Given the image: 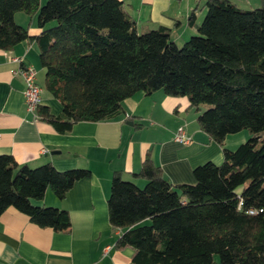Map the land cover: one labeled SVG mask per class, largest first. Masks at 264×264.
Wrapping results in <instances>:
<instances>
[{
  "label": "trees",
  "instance_id": "16d2710c",
  "mask_svg": "<svg viewBox=\"0 0 264 264\" xmlns=\"http://www.w3.org/2000/svg\"><path fill=\"white\" fill-rule=\"evenodd\" d=\"M204 8L201 23L193 8L195 35L178 47L167 28L138 31L121 0H0V50L36 45L42 89L61 104L57 116L42 105L36 113L58 134L112 120L135 93L161 90L187 98L199 129L222 148V163L194 168L193 184H170L149 154L131 175L143 187L113 173L109 222L123 230L115 247L131 248L133 264H264V0L250 10L230 0H204ZM18 12L37 16L39 34L14 22ZM243 130L252 137L227 149L226 137ZM90 175L0 155V216L13 208L66 232V210L31 201L48 188L62 200Z\"/></svg>",
  "mask_w": 264,
  "mask_h": 264
},
{
  "label": "crops",
  "instance_id": "0c3cea01",
  "mask_svg": "<svg viewBox=\"0 0 264 264\" xmlns=\"http://www.w3.org/2000/svg\"><path fill=\"white\" fill-rule=\"evenodd\" d=\"M121 1L138 31L167 28L177 46L194 33L187 24L193 8L197 23L205 9L204 0ZM13 19L30 36L39 34L36 15L30 18L18 12ZM24 67L35 69L36 79L43 72L34 43L24 41L10 51L0 50V155H10L18 165L30 168L51 163L58 171L88 169L91 175L76 182L62 200L48 188L42 201H31L35 206L66 210L70 218L66 232L41 228L13 208L2 213L0 264H133L131 248L115 247L123 230L109 222L113 173L120 171L124 180L141 186L144 182L131 175L149 154L170 184H193V169L206 162L221 164L222 148L199 129L187 98L167 96L161 90L135 93L122 102L124 112L112 120L78 122L70 132L58 134L26 110L19 72ZM41 105L54 116L61 113L59 101L45 90ZM180 127L190 143L174 140ZM227 139L224 145L232 149Z\"/></svg>",
  "mask_w": 264,
  "mask_h": 264
},
{
  "label": "built area",
  "instance_id": "2783aa9c",
  "mask_svg": "<svg viewBox=\"0 0 264 264\" xmlns=\"http://www.w3.org/2000/svg\"><path fill=\"white\" fill-rule=\"evenodd\" d=\"M20 74L23 77L24 81V102L26 106V110L33 114L34 120L39 119L36 110L37 107L41 105L42 101V92L43 89L37 83V72L32 67H24L20 69ZM174 140L180 144H188L191 141V138L185 133V130L180 127L174 137ZM250 214L253 212L250 211Z\"/></svg>",
  "mask_w": 264,
  "mask_h": 264
},
{
  "label": "rangeland",
  "instance_id": "374dc122",
  "mask_svg": "<svg viewBox=\"0 0 264 264\" xmlns=\"http://www.w3.org/2000/svg\"><path fill=\"white\" fill-rule=\"evenodd\" d=\"M43 2L45 3V0H42V3ZM234 2H236L237 5L241 9H244V10L255 9V8H258V7L261 6V0H249V2H247V3H245L246 2L245 0H234ZM205 12H206V9H204L203 16L199 20V23H201V21L203 20ZM194 35H195V33H193L191 36H194ZM191 36H188L187 40H189ZM181 45L182 44H178V47H181ZM37 79H38V85L43 88L44 87V72L38 73V78ZM201 108H202V110H205V109L209 108V106L208 105H202ZM227 137H228V139L226 141V144L229 147H233L232 149H229L227 147V149L234 150L240 144L244 143L250 137H252V134L249 131H247V130H243V131H241L239 133L228 135ZM218 165H220V164H218ZM140 187H143V184Z\"/></svg>",
  "mask_w": 264,
  "mask_h": 264
}]
</instances>
